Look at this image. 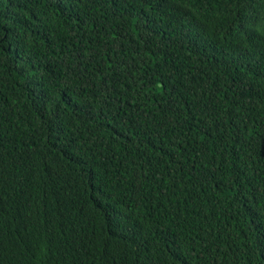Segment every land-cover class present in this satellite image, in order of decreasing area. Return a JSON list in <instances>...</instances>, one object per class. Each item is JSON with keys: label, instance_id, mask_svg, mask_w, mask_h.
I'll list each match as a JSON object with an SVG mask.
<instances>
[{"label": "trees", "instance_id": "1", "mask_svg": "<svg viewBox=\"0 0 264 264\" xmlns=\"http://www.w3.org/2000/svg\"><path fill=\"white\" fill-rule=\"evenodd\" d=\"M264 0H0V264H264Z\"/></svg>", "mask_w": 264, "mask_h": 264}, {"label": "snow or ice", "instance_id": "2", "mask_svg": "<svg viewBox=\"0 0 264 264\" xmlns=\"http://www.w3.org/2000/svg\"><path fill=\"white\" fill-rule=\"evenodd\" d=\"M261 35L264 36V32H262Z\"/></svg>", "mask_w": 264, "mask_h": 264}]
</instances>
